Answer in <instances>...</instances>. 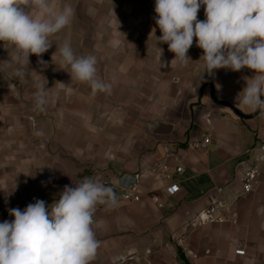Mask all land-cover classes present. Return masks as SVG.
Returning a JSON list of instances; mask_svg holds the SVG:
<instances>
[{
	"label": "crops",
	"instance_id": "1",
	"mask_svg": "<svg viewBox=\"0 0 264 264\" xmlns=\"http://www.w3.org/2000/svg\"><path fill=\"white\" fill-rule=\"evenodd\" d=\"M52 3L75 11L43 54L49 89L62 101L69 96L68 113L49 122L41 163L0 170V222L14 219L10 208L23 210L36 199L51 205L65 186L85 177L111 181L119 193L121 178L137 175L141 202L97 206L93 228L100 247L92 264H183L186 252L199 257L191 264H264V117L235 102L254 70L218 69L209 76L202 49L193 47L188 64L178 66L168 45L158 43L155 0ZM198 19H205L203 7ZM65 41L78 55L97 57L98 76L112 84L110 93L93 96L87 84L59 69L56 44ZM0 50H6L3 42ZM37 58L30 56L28 79L36 78ZM207 134V149H187ZM165 149L173 157L165 159ZM163 159L169 180L152 173ZM245 166L257 169L250 193L243 191ZM172 183L180 190L169 196ZM218 199L233 204L237 224L199 225L198 214ZM240 245L245 257L235 254Z\"/></svg>",
	"mask_w": 264,
	"mask_h": 264
},
{
	"label": "clouds",
	"instance_id": "2",
	"mask_svg": "<svg viewBox=\"0 0 264 264\" xmlns=\"http://www.w3.org/2000/svg\"><path fill=\"white\" fill-rule=\"evenodd\" d=\"M201 7L204 20L198 19ZM154 11L161 32L158 43L168 45L178 66L191 60L188 52L195 38L209 76L218 69L254 70L235 102L264 117V0H155ZM74 15L70 4L57 8L52 0H0V42L11 49L0 71L13 66V78L25 79L33 54L46 68L41 57L54 43L50 37L70 25ZM57 51L59 69L71 79L87 84L93 96L110 93L112 84L98 76L95 55H78L68 41L56 44ZM46 85V79L34 85V111L46 110ZM116 204L112 187L85 177L75 187L65 186L51 205L36 199L23 210L10 208L14 219L0 222V264H92L100 247L93 228L97 206Z\"/></svg>",
	"mask_w": 264,
	"mask_h": 264
},
{
	"label": "rangeland",
	"instance_id": "3",
	"mask_svg": "<svg viewBox=\"0 0 264 264\" xmlns=\"http://www.w3.org/2000/svg\"><path fill=\"white\" fill-rule=\"evenodd\" d=\"M10 56L11 49L4 52L0 50V65ZM41 58L47 62L44 55ZM27 71L32 72L33 69L29 68ZM34 71L36 78L32 80L28 76L23 80L14 79L13 66L0 71V94L1 90L4 91L3 96H0V121L3 122L0 124V170L11 167L21 169L41 163L47 146L45 137L49 135V122L68 113L69 96L62 101L52 89H48L46 110H33L34 85L38 81H45V68L37 62ZM49 84L50 81L47 80L48 88ZM37 130L43 131L44 135H34Z\"/></svg>",
	"mask_w": 264,
	"mask_h": 264
},
{
	"label": "built area",
	"instance_id": "4",
	"mask_svg": "<svg viewBox=\"0 0 264 264\" xmlns=\"http://www.w3.org/2000/svg\"><path fill=\"white\" fill-rule=\"evenodd\" d=\"M193 48H198L195 44V38L193 42ZM212 142V137L210 134H207L204 138L200 140L190 141L187 144L188 150H205L209 147ZM165 159L173 157V154L170 150L165 149ZM260 151L263 153L260 161L264 162V144L260 146ZM160 160L154 166L152 173L159 179L169 180L170 175L168 174L169 166L166 163V160ZM244 170V183L243 191L244 193H250L253 189L254 181L257 177V169L254 167L245 166ZM184 169L182 167H177L176 172L181 173ZM105 185L114 187L115 185L111 181H104ZM119 193H116L117 202H126V203H138L141 202L143 197V192L141 190L139 176L134 177H122L121 182L118 185ZM180 187L178 184H170L166 187V193L169 196H173L178 193ZM219 194L223 193V188L217 189ZM152 200L157 206L162 207V203L159 202V198L156 196L152 197ZM197 221L199 225H224L232 224L236 225L238 222L237 213L233 209V204L224 201L223 199H218L214 201L211 205L206 207L201 211L197 216ZM235 254L240 257L246 256V249L244 246H237ZM185 257L192 263L199 259L197 254L192 252H186Z\"/></svg>",
	"mask_w": 264,
	"mask_h": 264
},
{
	"label": "water",
	"instance_id": "5",
	"mask_svg": "<svg viewBox=\"0 0 264 264\" xmlns=\"http://www.w3.org/2000/svg\"><path fill=\"white\" fill-rule=\"evenodd\" d=\"M180 259L183 264H191L190 261L185 257V254H181Z\"/></svg>",
	"mask_w": 264,
	"mask_h": 264
}]
</instances>
